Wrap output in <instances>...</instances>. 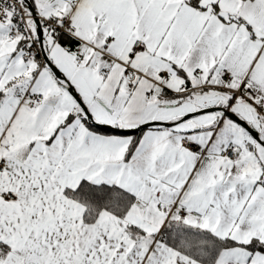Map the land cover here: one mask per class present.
Segmentation results:
<instances>
[{
    "label": "snow or ice",
    "instance_id": "snow-or-ice-1",
    "mask_svg": "<svg viewBox=\"0 0 264 264\" xmlns=\"http://www.w3.org/2000/svg\"><path fill=\"white\" fill-rule=\"evenodd\" d=\"M0 264H264V0H0Z\"/></svg>",
    "mask_w": 264,
    "mask_h": 264
}]
</instances>
